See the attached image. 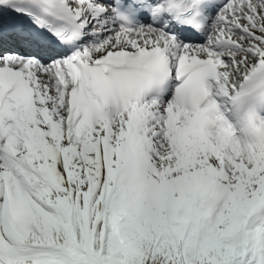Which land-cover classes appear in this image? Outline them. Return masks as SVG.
I'll return each instance as SVG.
<instances>
[{
	"label": "snow or ice",
	"instance_id": "1",
	"mask_svg": "<svg viewBox=\"0 0 264 264\" xmlns=\"http://www.w3.org/2000/svg\"><path fill=\"white\" fill-rule=\"evenodd\" d=\"M0 264H264V0H0Z\"/></svg>",
	"mask_w": 264,
	"mask_h": 264
}]
</instances>
